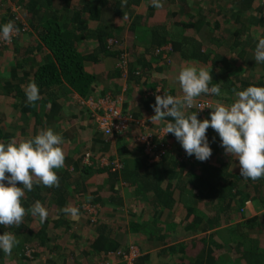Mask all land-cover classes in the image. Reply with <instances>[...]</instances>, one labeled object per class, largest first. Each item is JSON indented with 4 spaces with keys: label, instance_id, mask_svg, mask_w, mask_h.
<instances>
[{
    "label": "crops",
    "instance_id": "crops-1",
    "mask_svg": "<svg viewBox=\"0 0 264 264\" xmlns=\"http://www.w3.org/2000/svg\"><path fill=\"white\" fill-rule=\"evenodd\" d=\"M35 1L37 3L33 0H0V24L19 15L28 30L11 47L0 50V121L6 136L3 142H20L34 137L41 130L52 128L63 137L62 148L66 159L65 166L56 170L60 186L42 190L44 197L41 203L49 212L48 231L49 236L56 239L55 247L50 244L48 248L31 250L23 246L25 251L37 252L38 258L31 263L15 258L14 263L73 264L77 255L80 264L106 262L105 252L91 251L99 236V224H94L95 219L89 220V216L96 213L99 215V226L106 227L105 231L109 234L106 238L119 242V251L125 252L129 248L131 253L136 252L137 257L149 256L148 264H192L197 262L198 256H203V248H209L207 254L213 252V258L216 256L222 260L221 264H243L237 261L241 253L256 262L257 253L252 250L258 248L264 251V178L256 181L241 178L239 161L231 154H225L221 144L217 151H212L209 160L200 162L179 149L180 143L170 133L166 136L163 132L170 144L171 150H168L173 154L171 156L168 152V159L173 161L177 155L182 158L177 168L181 176L168 178L171 174L164 171L166 164L161 163L162 159L152 161L137 138L141 133L163 131L164 121H151L155 115L152 97H163L167 93L182 98L178 75L185 66L205 68L212 74L213 81L224 84L221 90L227 93L226 96L201 95L196 99L211 102L212 108L218 100L226 105L233 102L234 90H243L246 84L264 86V65L256 64L254 60L256 44L264 38V5L256 0H162L165 10L153 14L158 18L157 22L143 20L147 22L143 28L132 26L133 18L139 14L146 17L152 0H141L136 11L133 7L127 9L132 16L131 24H127L115 11L113 0L103 8L100 22L90 19L92 14L86 12L83 23L79 25L87 27L86 31L77 32L84 35L77 44L83 56L96 52L100 43L96 32L100 27L109 26L115 28L113 36L125 39V47L132 50L135 59L126 75L117 69V59L113 56L102 54L97 56L98 61L90 58L85 62V72L96 77L89 99L108 97L119 101L123 115L134 121L123 137L108 138L96 128L89 110L81 104L87 99L80 97L66 83L47 89L40 94L41 98L35 105L27 103L26 87L34 81L39 68L47 63L46 54L49 53L45 47L39 49L38 31L31 23L32 16L42 14L41 4L46 0ZM85 1L73 0V4L81 7ZM54 2L52 11L63 9L67 0ZM91 4L96 5V0H91ZM185 7L189 13L179 16L183 8L187 11ZM166 10L169 14H176V17L167 21ZM188 22L189 25L186 24ZM17 27L22 29L20 24ZM139 33L146 37H140ZM158 48L166 53V58L158 57L163 54L158 53ZM22 93L25 97L21 96ZM191 113L185 110L186 115ZM204 114L208 113L198 115ZM204 119L207 117L200 120ZM139 122H143L142 127L138 126ZM210 131L214 132L211 128ZM215 135L218 136L217 133ZM214 139H209L210 145L217 141ZM87 154L92 156V165L100 164L103 168L127 161L132 167L126 174L128 182L123 180L122 174L117 177L113 170H110L112 174H98V167L91 165L87 168L90 164L85 160ZM102 160L108 164H102ZM137 165L141 168H136ZM207 166L211 167L209 175L203 180L197 179L204 174ZM217 169L219 173L215 176ZM138 175L150 178L141 186L137 182ZM211 175L220 181L212 179ZM209 181H212L209 184L211 190H217L218 194L206 193ZM17 186L22 187V184L18 182ZM37 186L34 181V188ZM168 191L172 193V200L163 196ZM117 201L123 203L122 209L115 205ZM162 203L174 204L167 209ZM217 203H223L228 209L220 212L221 206ZM65 207L78 208V217L65 214L62 211ZM196 219L200 227L193 226ZM249 222L258 227L247 230L249 237L239 242H244V249L231 251L230 245H222L221 241L230 239L234 226ZM22 223L30 224L34 233L44 225L38 216L30 212H26ZM197 231L202 241L196 251L198 254L192 256L186 251V244L199 237ZM251 243L259 247H251ZM176 246H184L185 253L175 250L173 247ZM171 249H174L173 253ZM187 253L189 256H185ZM16 255L20 254L13 256ZM59 255L67 261L63 262L59 257L56 262L54 258ZM122 261L114 258L109 264H125Z\"/></svg>",
    "mask_w": 264,
    "mask_h": 264
},
{
    "label": "clouds",
    "instance_id": "clouds-1",
    "mask_svg": "<svg viewBox=\"0 0 264 264\" xmlns=\"http://www.w3.org/2000/svg\"><path fill=\"white\" fill-rule=\"evenodd\" d=\"M152 6L162 8V0H152ZM17 31L13 21L0 24V41L11 42ZM254 60L264 65V38L256 44ZM212 81V74L205 68L183 67L178 75L182 98L167 93L163 97L156 95L152 105L155 115L151 121H164L163 132L173 134L186 154L200 162L212 156L207 136L211 128L218 134L225 154L239 161L241 178L252 181L264 178V86L250 85L234 90L235 100L227 105L218 100L211 108L210 119L201 121L196 112L186 115L185 110L193 108L201 95H227L222 92L220 83L210 87ZM25 96L28 104L35 105L40 100V89L34 81L28 83ZM63 143V137L52 128L20 142H0V225H20L26 211L38 216L41 223L47 220L49 212L40 201L26 210L21 200L26 190H33L34 181L48 188L60 186L56 170L65 166ZM18 182L22 187L17 186ZM62 211L77 218L80 210L65 207ZM18 244L14 234H0V251L4 254L10 255Z\"/></svg>",
    "mask_w": 264,
    "mask_h": 264
},
{
    "label": "trees",
    "instance_id": "trees-1",
    "mask_svg": "<svg viewBox=\"0 0 264 264\" xmlns=\"http://www.w3.org/2000/svg\"><path fill=\"white\" fill-rule=\"evenodd\" d=\"M35 3H37L35 0H33ZM112 0H96V5L91 4V0H87L83 3H81V7H76L73 4V0H67V2L64 5L63 9H59L52 11V8L54 7L55 2L53 3V0H46L44 1V3L41 4V15L37 16H32L31 17V23L35 24L33 26L36 27V31H38L37 36L39 37L40 43H41V47L39 48L40 50H42V48H46V50L49 52L48 54H46V58L47 63H45L44 66H42L41 68H39V70L36 72V76L34 79V82L38 85L39 89H40V94H42L43 92H45L47 89H51L52 87L56 86V85H60V84H64L66 83L72 90H74L76 93H78L80 95V97H82L83 99H89L90 96L92 95L93 92V87L96 84V77H94L93 75H90L88 73L85 72V62L90 59L93 58L95 61H98V57L97 56H102L103 55H107L108 56H113L114 58L117 59L116 64L118 65L120 59L122 56L126 55L128 56V60H129V69L131 70V64L135 59H133V52L132 50H130L128 47L125 48H120L123 47L121 44L120 45H116L110 44V40H115L118 43L124 42L125 43V39L119 38L118 36H113L114 32H115V28L114 27H109V26H103L100 27L97 32H96V38H98L99 40V46L96 48V52L93 53L92 55H88V56H83L77 49V44L79 42V39L84 37V35L82 33L78 34V31H86L85 26L83 27H79V25L81 23H83L84 21V14L86 12L91 13L92 15L89 16L90 19L100 22L101 19V13L103 8H106V6H109ZM243 1V0H242ZM245 1H250L252 2V0H245ZM258 1V0H256ZM134 2V6H132ZM113 0L112 6H114L115 11L117 13H119V15L122 16V19L126 20L127 24H131L130 18L132 17L130 14H128L127 9H134V11H136V9H138L140 6V2L141 0ZM260 2V4L264 5V2L262 1H258ZM93 3V2H92ZM173 3V2H171ZM109 4V5H108ZM116 4V5H115ZM136 6V7H135ZM135 7V8H134ZM187 9L184 10V8L182 9L181 12H177L180 16V14L184 15V12H186L185 14H188V8L185 7ZM44 9H46L44 11ZM49 9V11L47 10ZM51 10V11H50ZM161 10H165L163 8L160 9H156L154 8L152 5L150 7H147V15L146 17L144 15L139 14L138 17H134L133 22H132V26H139V28H141L143 25H145L147 22L143 21V20H150L153 21L154 23L157 22L156 17H153V14H157L158 11ZM44 11V13H43ZM53 12V13H52ZM166 14L168 15V19L167 21H171L172 19H174L176 17V14H169L166 10ZM87 18H85L86 20ZM130 20V21H129ZM10 21H13L15 23L16 28L18 24L21 25V22L15 19V16L11 18ZM36 21V22H35ZM5 22H3L2 24H4ZM149 24V23H148ZM147 24V27H149ZM187 25H189V22L186 23ZM78 26V27H77ZM143 28V27H142ZM19 30V28H18ZM130 30V29H129ZM21 31V30H19ZM22 32V31H21ZM28 32V30H27ZM27 32L25 33H21L12 44H10L9 46H4V45H0V50L2 49H7L9 47H11L20 37L21 35H26ZM166 35V33H164ZM169 35V33H167ZM140 37H146L145 35H143L142 33L138 34ZM169 38H171L169 36ZM173 42H175L174 39H171ZM175 44V43H174ZM173 44V45H174ZM176 45L179 46L178 43H176ZM158 53H163L162 50H159V48L157 49ZM166 53H163L161 55H159L158 57H161L165 55ZM155 57H157L155 55ZM168 57V56H167ZM158 60H161L160 58H158ZM167 60V59H166ZM133 62V63H134ZM166 62V61H165ZM164 63V62H163ZM168 63V61L166 62ZM164 63V64H166ZM117 69L119 71H121L118 67ZM118 71V73H119ZM122 72V71H121ZM123 73V72H122ZM120 74V73H119ZM137 75H141L139 72L136 73ZM217 82V80L212 81V83L209 85L210 87L215 85ZM220 87H223L224 84H219ZM248 86V84H246L242 89H246ZM257 86V85H256ZM24 93H22V97ZM18 97L19 94L17 95ZM155 97L156 95H154V97H152V101H155ZM108 97H102V98H98V99H94L95 101H98L99 99H105ZM116 101V100H115ZM25 107H29L28 105H24ZM210 113V112H209ZM209 113L208 114H204V115H198V119H203L204 116L207 117V119H210L209 117ZM1 121H0V142H3V140H5L6 136L2 130V126H1ZM173 138H175V136L173 134H171ZM207 136L208 139L210 138H215L214 140L217 141H213L210 145V147L212 148V151H217L218 149V145L221 144V141L219 139V136H216L215 133L213 131H210V128L207 131ZM220 141V142H219ZM7 143V142H6ZM181 146V145H180ZM179 149L184 150L182 147H180ZM171 150V149H170ZM170 150L166 151V153L163 154V158L161 160V163L166 164L164 166V171H169V173L171 174L168 178H174L176 179V177H180L181 173H179V171L177 170L178 166H180V160L182 159L180 158V156H176L174 157V160H169L168 157H170V155L172 156L173 154H170L171 152H169ZM169 152V154H168ZM91 159V158H90ZM181 163H184L181 162ZM118 165L117 170L115 171V175L117 176L118 174H122V176L124 177V181H126V174L128 173V170L132 169L131 165L125 161V162H117L116 163ZM92 163L90 162V164H87V168H91V167H98V169H100L98 171V174H102L105 172H110V170H112L113 168L110 166L108 167H101L100 164H96V165H92ZM182 168H184V165L181 164ZM91 166V167H90ZM136 168H141V165H137ZM156 168V167H155ZM204 169V168H203ZM211 171V167L207 166V168H205L204 174L201 175L199 178L200 180H203L206 176L209 175ZM217 172L215 174V176L217 175ZM112 174V173H111ZM132 175V174H130ZM215 176L211 175L210 177L214 180H216L217 182H219L220 180H218ZM118 177V176H117ZM130 177V176H129ZM194 177V176H193ZM137 178V177H136ZM149 176L147 175H138L137 178V182L139 185H143V183L148 182L149 180ZM118 180V179H117ZM212 181H209L208 186L206 188H208V190H206V193L208 195L214 194H218L217 190H211V185H209ZM120 183V182H119ZM40 186V185H38ZM37 188H33L32 191H27L26 192V197L23 196L21 203L22 206L27 210L29 208H31L33 206V204L36 201H40L42 202V198L44 197V194L42 192V190L45 187H38ZM170 188V187H169ZM212 191V192H211ZM224 191H226V189L224 188ZM55 195H56V191H55ZM158 197H160L159 194H157ZM163 196H168L169 200L172 197V193L171 192H164ZM209 197V196H208ZM172 200V199H171ZM98 202H100V200H98ZM44 204V203H42ZM174 203H162V205L164 206V208L169 209L170 207H173ZM117 207H119L120 209L123 208V203L120 201H117L115 204ZM217 205L221 206L220 207V212H225V210L228 209L227 206H223V203H217ZM190 210V209H187ZM192 211V210H191ZM27 213H29L28 211H26ZM98 214H92L91 217L89 216V220H94L95 222L94 224H99V219H98ZM96 217V218H94ZM50 222L48 220H46V222L44 223V225L41 226V230L37 233H34V230L30 227V224H26V223H21L20 225H11V226H6V225H0V234H3V232H9L12 233L16 236L17 240L19 241V244L16 245L14 247V250L12 251V253L10 255H6L4 254L2 251H0V264H13L15 261V258L18 260H20L21 262H32L34 259H37V252H31L29 253V255L27 253H25L26 251H24L26 248H30L31 250H35L36 247H40V248H48L50 246V244H56V239H53L52 236H49V231H48V224ZM197 224V225H196ZM196 224H193V226H197L200 227L201 224L199 222V220L197 221L196 219ZM97 226L99 227L98 233L99 236L96 240V242L94 243L93 246H91V251H97L99 253L105 252V258L108 259L106 262H104V264H109L110 261L114 258L119 259L120 256H118V253L122 252L119 251V242L113 241L111 238H106L109 237L108 232H106V227H102V226ZM241 225V226H240ZM239 226H234L233 231H231V236L230 239H226L224 242H231L230 244V249L231 251H235V250H242L244 249V245H242L243 243H239L242 242L244 239L249 237V234L247 233V230H252V229H257V224H252V222L249 223H242ZM217 226H219L217 224ZM103 230H102V229ZM247 228V229H246ZM198 230V229H197ZM21 234V235H20ZM200 233L197 231L196 235L199 236L197 239H195L193 242L191 243H187L186 244V251L191 254L193 256V254H198L196 251L200 249V243L202 241V237H200L199 235ZM238 242V243H237ZM246 242V241H245ZM251 242V241H250ZM27 243L29 245H27ZM32 244L36 245L33 246ZM54 244V247H55ZM32 245V246H31ZM23 246H26V248H24ZM259 247L258 245H254L253 243H251V247ZM53 247V250H54ZM175 250L182 252L183 254L185 253V247L184 246H176L173 247ZM189 248V249H188ZM24 249V250H23ZM52 249V248H51ZM174 249H171V253H173ZM254 253H257V257H255L257 260L256 262L254 261V263L252 262V260L247 257L246 255H243L241 253V251H238L239 253V257L237 258V261L241 262V263H245V264H264V251H261L260 249H254L252 250ZM199 252V251H198ZM188 253L185 256H189ZM209 253V248H203L202 253L203 256H198L197 257V262H192V264H221L220 259H218L216 256L213 258V255H211V253L213 254V252ZM14 254H20L19 256H13ZM125 256L129 255L131 256V251L128 248L127 251H125ZM261 256H262V261H261ZM37 257V258H36ZM62 258L63 262L67 261V258H65L63 255H59V256H55L54 260L57 262L59 259ZM112 257V258H111ZM72 258V257H71ZM83 258V257H82ZM254 258V257H252ZM75 259V257H74ZM123 263H127L125 260V257H123L122 259ZM260 260V261H258ZM80 264V259H75L73 264ZM149 263V256H139L136 257L132 264H148ZM15 264V263H14ZM234 264V263H233Z\"/></svg>",
    "mask_w": 264,
    "mask_h": 264
},
{
    "label": "built area",
    "instance_id": "built-area-1",
    "mask_svg": "<svg viewBox=\"0 0 264 264\" xmlns=\"http://www.w3.org/2000/svg\"><path fill=\"white\" fill-rule=\"evenodd\" d=\"M259 1V0H258ZM264 2V0H260ZM18 21L21 22L22 25V32L26 31V25L17 18ZM17 31L13 34V38L11 42H4L0 41V45L9 46L12 44L16 37H18L22 32ZM111 45H122L124 46L123 42L120 41L118 43L115 40L109 41ZM125 48V47H120ZM166 58V57H164ZM128 65L129 60L128 56L124 55L121 57L117 67L123 72L124 75H126L128 71ZM81 104L88 109L91 118L93 119V122L96 126V128L103 133L106 137H123L125 133L128 131L129 126L132 122V118H126L122 111L120 110L119 101H113L111 98H105L100 99L98 101H95L94 99H88L81 101ZM212 103L205 100H196L194 102V107L191 109H187L189 112H196L198 114L202 113H209L211 112ZM139 127L143 126V122L137 123ZM168 136V134H164ZM137 141L139 144H141L147 153V155L150 157L152 161L161 160L163 158V154L170 149V144H168L167 139L163 136V131H155V132H146L144 134H140L137 138ZM92 156L90 154L85 155V160L87 163H90V158ZM105 162V163H104ZM107 165V161L102 160V164ZM112 170L116 171L118 168V165L116 163L112 164ZM118 256L126 257L124 253H118ZM138 255L132 251L131 256L129 254L130 258V264H132L133 260ZM112 258V257H111Z\"/></svg>",
    "mask_w": 264,
    "mask_h": 264
},
{
    "label": "rangeland",
    "instance_id": "rangeland-1",
    "mask_svg": "<svg viewBox=\"0 0 264 264\" xmlns=\"http://www.w3.org/2000/svg\"><path fill=\"white\" fill-rule=\"evenodd\" d=\"M15 17H16V18H19L20 16L17 15V16H15ZM25 32H27V29H26ZM25 32H23V33H25ZM16 38H17V37H16ZM16 38H15V39H16ZM123 44H124L123 47H125L126 43L123 42ZM121 49H122V48H121ZM87 100H88V99H87ZM91 117H92V116H91ZM91 117H90V119L93 121V119H92ZM221 243H222L223 246H226V247H228V246L231 244V242H222V241H221ZM62 249H63V248H61V250H62ZM13 250H14V248H13ZM13 250H12V251H13ZM24 251H25V250H24ZM31 252H33V251L28 250V251H26L25 253H27V254L29 255V253H31ZM121 253H125V252L122 251ZM134 253H136V252H134ZM12 254H13V253H12ZM68 258L71 259V257H68ZM78 258H79V257H78V255H77V257H75V259H78ZM75 259H74V260H75ZM119 259H123V256H120ZM125 260H126V262H127V263H125V264H130V258H129V255H127V256L125 257ZM100 264H104V262H101Z\"/></svg>",
    "mask_w": 264,
    "mask_h": 264
}]
</instances>
